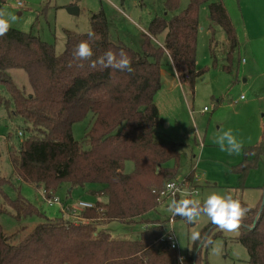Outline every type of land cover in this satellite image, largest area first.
<instances>
[{
	"label": "trees",
	"instance_id": "trees-1",
	"mask_svg": "<svg viewBox=\"0 0 264 264\" xmlns=\"http://www.w3.org/2000/svg\"><path fill=\"white\" fill-rule=\"evenodd\" d=\"M4 2L0 0V6ZM179 2L165 0V10L176 9ZM204 4L208 5L211 22L223 28L231 56L238 39L223 0H190L170 19L153 18L142 52L111 41L104 12L92 14L90 31L97 36L92 60L107 50L118 53L123 49L132 60L133 73L102 68L99 64L93 68L91 61L78 62L83 67L75 63L68 67L73 49L88 39V32L65 30L66 46L61 54L56 53L53 44L32 32L11 27L6 36L0 37V85L10 95L7 99L0 91V107L9 109L13 104L9 112L29 123L25 127L28 135L20 147L13 146L10 151L13 175L47 194L55 193L63 183L72 190L97 184L100 188L90 189V194L106 197V201L96 200L93 208L78 213L87 223H75L71 217H48L25 198H11L2 190L9 179L0 177L2 199L17 219L33 214L44 219L18 243H13L0 225V264H181L179 250L171 248L160 219L146 221L137 240L116 239L98 227L113 221L136 222L156 208L161 202L160 192L176 179L179 145L155 139V128L163 120L154 98L161 87L164 53L169 54L179 78L191 87L202 73L196 69V58L199 15ZM162 32L164 45L155 46L151 36ZM211 52L214 55L212 48ZM10 69L25 70L32 88L30 94L14 83ZM88 114H92L93 124L83 140H76L72 126ZM261 157L264 141L244 148L242 161L232 167L242 181L240 187H245L244 180ZM128 160L134 163L129 173L124 170ZM192 175L190 172L185 179L190 181ZM239 200L249 211L238 240L248 251L249 264H264V196L257 206ZM4 209L0 202V213ZM216 227L210 223L202 229V240L194 242L183 257V264H209L208 250L213 240L221 236L220 232L213 234Z\"/></svg>",
	"mask_w": 264,
	"mask_h": 264
},
{
	"label": "rangeland",
	"instance_id": "rangeland-1",
	"mask_svg": "<svg viewBox=\"0 0 264 264\" xmlns=\"http://www.w3.org/2000/svg\"><path fill=\"white\" fill-rule=\"evenodd\" d=\"M190 0H180L179 6L167 11L165 0H5L0 9L17 17L12 28L32 32L42 40L53 44L57 54L66 46L65 30L84 34L91 30V16L103 11L110 31V39L122 43L134 51L142 52L145 35L148 34L150 21L155 17L172 18L187 7ZM22 3V6L18 5ZM232 23L235 26L238 47L228 56L226 34L223 28L210 22L209 8L204 4L200 10V28L197 35L196 69L202 73L196 77L194 86L184 81L175 73L167 53L161 58V87L154 101L159 108L162 122L155 129L157 141L175 142L179 145L180 162L176 180L181 183L192 172V179L176 198L167 197L156 208L151 209L132 224L117 221L103 225L112 237L124 240L140 238L146 221L160 219L164 221L165 231H170L178 243L179 255L185 257L194 245L192 234L201 232L210 224L207 216L198 217L192 224L181 218L174 219L171 226L168 205L173 199H199L201 203L213 191L223 194L230 190L233 197L238 196L251 206H257L264 194V164L259 160L242 181L232 167L242 161L244 148L256 145L264 139V0H223ZM79 8V13L71 14L68 7ZM155 46L162 47L165 32L151 36ZM213 39V43L211 40ZM211 43L216 45L211 52ZM14 83L26 95L32 92L27 73L23 69L8 71ZM0 91L7 99V89L0 85ZM241 96L244 98L241 99ZM205 108L207 110H205ZM13 104L7 109L0 107V177L9 182L2 190L11 198H25L39 212L51 218L62 216L70 219V212L62 209L77 205L81 200H103L106 197L91 195L90 189L73 188L68 195V183H63L54 193L60 205L44 201L42 188H36L13 175L10 151L13 146L18 149L21 141L28 135L25 127L29 125L23 118L12 114ZM93 124L92 114L72 126L76 140H83ZM223 129H231L243 149L239 154L229 155L221 151L214 143V137ZM24 135H19V132ZM169 165H173L172 162ZM134 163L128 160L124 164L125 172H132ZM189 186V187H188ZM68 187V188H67ZM192 190V192H190ZM198 192L199 196L194 193ZM179 197V198H178ZM178 198V199H177ZM4 211L0 213V225L13 243H18L30 230L44 219L36 214L17 219L14 210L5 203L0 194ZM78 216V214H77ZM73 216L75 223L88 220ZM98 225V224H97ZM220 232L207 253L209 264H249L246 247L239 242L240 229Z\"/></svg>",
	"mask_w": 264,
	"mask_h": 264
},
{
	"label": "clouds",
	"instance_id": "clouds-1",
	"mask_svg": "<svg viewBox=\"0 0 264 264\" xmlns=\"http://www.w3.org/2000/svg\"><path fill=\"white\" fill-rule=\"evenodd\" d=\"M16 19L15 15L0 9V37L7 35ZM87 36V40H82L73 49V59L69 61L68 67H72L74 63L77 67H83V63L78 62L91 61L90 67L93 68L99 64L102 68H112L128 73L134 72L132 60L123 49H120L118 53L111 49L107 50L96 60H92L94 56L93 44L97 36L92 31H89ZM214 143L218 145L221 151H225L229 155L239 154L243 149V143L237 139L231 129L227 131L221 129L214 137ZM172 187L173 185H169V188ZM194 195L199 196V193L196 192ZM167 210L173 217L179 216L187 224H192L202 215L207 216L213 225L226 232L238 231L249 211L248 208L242 206L239 199L233 197L230 190L223 194L213 191L202 203L199 199H173ZM192 240L194 242L201 241V233L194 232ZM180 262L183 264V257H180Z\"/></svg>",
	"mask_w": 264,
	"mask_h": 264
},
{
	"label": "built area",
	"instance_id": "built-area-1",
	"mask_svg": "<svg viewBox=\"0 0 264 264\" xmlns=\"http://www.w3.org/2000/svg\"><path fill=\"white\" fill-rule=\"evenodd\" d=\"M18 5L19 6H22V3L21 2H18ZM244 97L241 96V99H243ZM205 110H207L205 108ZM19 135H24L22 132H19ZM187 182H189L188 180H184L182 181L181 183H179L176 179L175 180H172V181H169L165 188L160 192V201H163L164 199H166L167 197H173V198H176L180 192L183 191V188L185 186H187ZM169 185H173L172 188H169ZM189 187V186H188ZM43 192V195H44V201H46L47 203L49 204H58L60 205V200L58 197H55L54 196V193H50V194H47L44 190H42ZM155 192V191H154ZM192 192V190L190 191ZM95 206V203L92 202V201H84V200H81L77 203V205H69L67 206L66 208L62 209L63 212H72L74 215H70V217H77V214L80 213L81 211L85 210V209H88V208H93ZM173 220H174V217H171L170 218V222H171V226L173 225ZM167 238L169 239L170 241V246L171 248H178V243L177 241L175 240V238L173 237V234H172V228L170 231H167ZM181 257V256H180Z\"/></svg>",
	"mask_w": 264,
	"mask_h": 264
},
{
	"label": "crops",
	"instance_id": "crops-1",
	"mask_svg": "<svg viewBox=\"0 0 264 264\" xmlns=\"http://www.w3.org/2000/svg\"><path fill=\"white\" fill-rule=\"evenodd\" d=\"M210 22H211V20H210ZM212 23H213V22H211V24H212ZM110 38H111V37H110ZM226 40H227V39H226ZM111 41H112V40H111ZM113 42H114V41H113ZM226 42H227V46H228V48H229L228 40H227ZM115 43H118V42H115ZM212 43H213V42H212ZM212 43H211V45H210L211 48H215V46H217L216 43H215V45H213ZM213 50H214V49H213ZM262 50H264V46H263V44H262ZM166 53H167V52H166ZM263 53H264V52H263ZM167 54H168V53H167ZM168 55H169V54H168ZM171 64H172V62H171ZM172 66H173V65H172ZM173 69H174V71H175V73H176V70H175L174 66H173ZM162 73H163V72H162V70H161V75H162ZM176 74H177V73H176ZM158 109H159V108H158ZM155 129H156V128H155ZM154 135H155V134H154ZM155 139H156V138H155ZM262 141H264V139H263ZM262 141H261V142H262ZM260 160H262V163L264 164V157H261ZM67 188H68V187H67ZM70 191H72V189H71V188H68V195H69V192H70ZM262 192L264 193V186H263V191H262ZM262 196H263V194H262ZM178 198H179V197H178ZM178 198H177V199H178ZM234 198L238 199V196H235ZM239 199H241V198L239 197ZM91 201H92V202H95L94 200H91ZM243 201H244V200H243ZM182 257H183V256H182Z\"/></svg>",
	"mask_w": 264,
	"mask_h": 264
},
{
	"label": "water",
	"instance_id": "water-1",
	"mask_svg": "<svg viewBox=\"0 0 264 264\" xmlns=\"http://www.w3.org/2000/svg\"><path fill=\"white\" fill-rule=\"evenodd\" d=\"M68 11L71 14H76V13H79V8L77 6L71 5L70 7H68ZM157 170H158V167H157ZM263 196H264V194H263ZM257 220H258V218H256V220L254 221V225H256Z\"/></svg>",
	"mask_w": 264,
	"mask_h": 264
}]
</instances>
